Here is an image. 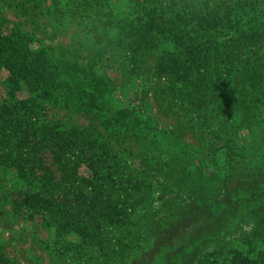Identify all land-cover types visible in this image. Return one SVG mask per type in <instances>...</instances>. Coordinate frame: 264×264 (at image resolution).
I'll use <instances>...</instances> for the list:
<instances>
[{
  "label": "trees",
  "instance_id": "obj_1",
  "mask_svg": "<svg viewBox=\"0 0 264 264\" xmlns=\"http://www.w3.org/2000/svg\"><path fill=\"white\" fill-rule=\"evenodd\" d=\"M45 1L49 0H0V6L14 3L27 12ZM50 1L51 9L45 12L50 19L78 21L97 44L116 37L131 58L155 53V73L176 86L178 96L195 112L229 114L234 123H243L257 109H264V0H235L233 6L203 8L189 1L179 10L159 0H138L126 17H117L108 8L93 13L79 10V0ZM0 71L6 75L8 89L7 100L0 103V170L12 174V211L29 219L40 215L58 236L101 247L109 231L130 220L133 191L148 172L132 171L113 154L109 138L99 131L42 119L39 105L58 102L75 112L96 115L106 134L115 139L147 137L151 126L146 114L142 116L141 106L133 102L114 106L111 91L94 66L55 62L4 21L0 22ZM23 92L27 97L19 98ZM225 176L227 180L239 177L233 171ZM255 177L263 181L264 170ZM177 181H182L183 188L167 214L177 221L168 229L153 231L156 251L162 244L180 242L181 246L166 253L161 264H264V252L257 251L258 243L264 241V203L259 202L258 192L242 184L219 198L217 185L223 189L224 179L202 178L189 171ZM244 201L242 208L255 217V224L235 238L243 247L232 250L227 261L216 259V252L205 251V246L191 245L198 229L186 237L179 232L195 220H212L211 214L223 204L232 208L220 215L229 216ZM216 222H220L218 216ZM141 236L136 244L148 235ZM184 239L187 243L181 242ZM135 249V258L128 263L146 264L149 255L139 246ZM110 260L116 264L118 259ZM0 264H16L1 244Z\"/></svg>",
  "mask_w": 264,
  "mask_h": 264
},
{
  "label": "rangeland",
  "instance_id": "obj_2",
  "mask_svg": "<svg viewBox=\"0 0 264 264\" xmlns=\"http://www.w3.org/2000/svg\"><path fill=\"white\" fill-rule=\"evenodd\" d=\"M137 1L79 0V10L88 9L93 13L95 10L102 12L108 8L115 16L120 14L126 17L132 13L129 7ZM159 1L169 3L170 6L174 4L171 7L176 10L183 8L189 1L200 8L207 4L222 6V3L233 6L235 2ZM50 2L33 6L27 12L15 8L14 3L5 4L4 7L0 6V22L4 21L10 28L25 34L55 62L62 59L97 68L111 91L114 106H129V102L140 105L142 116L146 114L151 130L147 137L115 139L106 134L98 116L75 112L62 107L58 102L39 105L41 118L60 120L68 126L99 131L109 138L116 157L123 159L132 171H147L148 175L139 181V189L133 191V202L129 205L132 213L127 224L109 231L103 238L105 241L101 243V247H88L76 241L73 236H58L40 215L29 219L14 213L10 204V190L14 185L12 174H5L0 170V244L9 259L16 264H110V259H118L116 264H130L128 260L135 258V248L139 246L140 251L149 255L146 264H161L163 256L168 252H175L181 243H168L167 247L162 244L159 246L160 252L156 251L154 239L157 233L153 230L156 227L168 229L177 221L174 215L167 214L179 200L183 188L180 186L182 181L177 180L188 171L191 175H200L202 178L224 179V182H220L223 189H219L217 185L219 198H224L228 191L233 192L235 186L247 184L252 192L259 193V202L264 203V180H257L258 176L255 177L256 172L264 170L263 108L257 109L243 123H234L229 114L214 115L211 111L206 112L205 116L201 112H195L178 96L176 86L169 85L165 77H159L155 73V53L131 58L122 42L116 41V37L97 44L80 27L78 21L56 23L50 19L45 13L47 9H51ZM5 77V73L0 71V103L8 98ZM18 96L26 98L27 93L23 92ZM242 124L245 125L241 127ZM229 171L235 172L239 177L228 180L223 178ZM250 189L246 188L247 191H251ZM246 204L247 201L242 202L239 209L235 207L233 214L222 218L220 213L232 208L223 204L216 208L214 215L211 214V217L214 216L212 220H195L190 228H182L179 232L186 237L192 236L193 230L198 229L191 245L205 246V251L211 254L216 252L213 253L216 259L227 261L233 254L232 250L239 251L243 247L235 238L248 232L255 224V217L246 214L247 209L242 208ZM217 216L220 222H216ZM202 225L204 229L200 230ZM143 234L148 236L140 245L136 244ZM187 241L184 239L181 242ZM258 244L257 251L264 252L263 239ZM189 250H192V246ZM174 261L178 262V258Z\"/></svg>",
  "mask_w": 264,
  "mask_h": 264
}]
</instances>
